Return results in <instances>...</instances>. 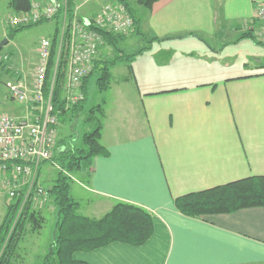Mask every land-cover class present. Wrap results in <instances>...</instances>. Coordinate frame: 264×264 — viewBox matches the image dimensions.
Listing matches in <instances>:
<instances>
[{
    "label": "crops",
    "instance_id": "0c3cea01",
    "mask_svg": "<svg viewBox=\"0 0 264 264\" xmlns=\"http://www.w3.org/2000/svg\"><path fill=\"white\" fill-rule=\"evenodd\" d=\"M259 2L264 0H157L149 13L141 14L136 34L150 42L129 65L121 64L124 77L119 86L129 93L128 101L117 99L119 107L112 119L106 100L100 101V143L107 155L83 165L82 178L70 196L78 204V213L93 219L117 202L140 206L152 215L153 233L143 245L111 243L76 252L75 260L87 264H264V208L190 218L173 204L188 193L264 176V45L258 39ZM106 4L84 14L92 15ZM233 34L235 41L226 40ZM205 37L222 41L208 45ZM233 42L250 50L233 67L222 69L182 57L185 53L198 56L204 50L218 58L226 44ZM20 61L5 69L13 80L30 72L27 61L18 70ZM132 112L141 121L134 127ZM4 197L0 182L1 220L7 203ZM52 208L47 199L38 206L44 222L45 210Z\"/></svg>",
    "mask_w": 264,
    "mask_h": 264
},
{
    "label": "trees",
    "instance_id": "16d2710c",
    "mask_svg": "<svg viewBox=\"0 0 264 264\" xmlns=\"http://www.w3.org/2000/svg\"><path fill=\"white\" fill-rule=\"evenodd\" d=\"M32 1L34 0H9L7 6L13 15L28 13ZM116 1L125 7L132 18L134 23L132 33L136 34L142 22L141 14L149 13L151 6L157 0ZM62 12L63 9L60 8L58 14L56 13L52 19L58 21ZM67 12L70 18L72 2H67ZM51 20L11 26L6 30V38L9 42L17 33ZM58 33L59 28L51 40L49 65L53 62L54 51L58 44ZM101 36L104 46L114 48V54L109 58H102L99 55L94 61L91 72L82 82V98L76 104L66 108L60 85L55 83L53 88L51 103L58 123L70 121L82 115V122L87 130L81 137L79 147L67 149L62 140L58 141L57 150L50 159L56 165L58 164L53 185L48 190V195L57 211V219L54 225L53 240L45 255L36 258V264H87L75 260L73 255L79 251H92L111 243L140 246L145 244L153 233L152 215L140 206L117 202L102 217L93 219L80 215L78 204L70 196L71 175L81 172L83 165L89 163L94 157L107 155V151L100 143L103 111L100 103L88 105L89 83L96 74V91L103 93L109 87L110 70L117 65H129L135 57V54L128 55L117 47L118 41L125 39V35L101 33ZM6 59H8L7 56ZM173 204L180 214L190 218L231 214L249 208H264V176H251L188 193L175 198ZM5 208L0 223V264H13L23 237L40 230L44 225V218L37 211L38 206L37 208L32 207L29 200L22 205V197L7 203Z\"/></svg>",
    "mask_w": 264,
    "mask_h": 264
},
{
    "label": "built area",
    "instance_id": "2783aa9c",
    "mask_svg": "<svg viewBox=\"0 0 264 264\" xmlns=\"http://www.w3.org/2000/svg\"><path fill=\"white\" fill-rule=\"evenodd\" d=\"M54 1L56 5L50 0L44 5L31 3L28 13L15 14L9 21L10 26H19L51 20L63 9L58 19L54 68L49 65L51 41L43 39L30 80L15 78L7 86L11 98L25 105L24 117L0 115V182L7 198L22 197V205L29 200L32 207L41 205L48 195L38 183L39 170L57 148L58 119L51 103L55 83L61 87L64 106L76 104L82 98L83 79L91 72L104 46L101 33L127 35L134 26L127 10L118 2L103 5L88 17H79L81 5L91 0H69L72 2L69 18L68 1ZM256 18L261 24L258 39L264 45V2L257 3ZM49 71L52 73L47 80Z\"/></svg>",
    "mask_w": 264,
    "mask_h": 264
},
{
    "label": "rangeland",
    "instance_id": "374dc122",
    "mask_svg": "<svg viewBox=\"0 0 264 264\" xmlns=\"http://www.w3.org/2000/svg\"><path fill=\"white\" fill-rule=\"evenodd\" d=\"M8 1L9 0H0V42L6 38L5 36L7 32L6 30L11 27L9 21L13 16V13L7 6ZM56 1L61 3L64 2L63 0H56ZM67 1L70 2L69 0ZM110 1L111 0H91L86 4H82L78 10L79 17L90 16V14L86 15L84 13L85 12L89 13L90 10L91 11L93 10V7L95 6L100 7L102 4H106ZM129 1L133 2L134 0H129ZM35 2L40 5H44L45 3L48 2V0L32 1V3ZM58 28L60 29V21L59 20L56 21L55 19H52L47 23H43L17 33L12 39H10L8 44H6L1 48L2 50L0 49L1 50L0 51V115L9 114L14 117H22V118L24 117V112H23L24 106L16 102L14 99H12L8 93L7 86L9 83L13 81V78L11 77V75L5 74V69L8 70L11 68L10 65L11 62L14 63L15 61L21 60L19 63L20 67L18 69L21 70L23 69V62L27 61V63H29L28 66L31 69L29 70L30 72L28 74L24 73L22 77H25L27 78V80H30L31 72L34 68L36 55L41 40L47 39L51 41ZM132 31L125 36L130 35ZM225 38L226 40L233 39L235 41L234 34ZM147 40L146 38L144 39L142 34L140 35L132 34L131 36L118 41L117 47L128 55L137 54V52L140 51L142 48L148 47L150 40L149 39ZM215 40L222 41L221 37L204 38L205 44L208 45H211ZM249 51L250 50L247 48L245 44L243 43L238 44L236 42H233L232 44H226V46L223 49L222 56L218 58H216L212 54L207 53V51L204 50L201 51V54H204L202 59L198 58V56L201 55L200 53L198 54V56H196V54L186 55L185 53L183 54L182 57H187V59H189L190 61L192 62L195 61V63L198 64L209 63L210 66L214 67L218 65L219 67L224 69L225 67H233L234 65H239L238 57L245 55ZM34 52H35V57L32 60ZM113 54H114L113 47L104 46L102 47L99 55L102 58H109ZM9 55L12 57L9 58ZM6 56L8 57V59L5 60ZM55 56H56V49L54 51V58L52 59L53 62H51L52 64H54ZM62 59L63 58H60V61H62ZM159 66H160L159 68H162V64H160ZM50 67L51 69L54 68L53 65H50ZM48 73L49 76H47V80H50L51 77L50 75L52 71H49ZM111 73H112V79L109 82V87L103 93H98L96 91L95 80L97 78V75L95 74L92 77L88 88L89 89L88 105L98 104L100 103L101 99H105L107 113H109V116L112 119L115 114L114 110L119 107L117 99L121 100L122 98L123 100L124 98L125 101L127 102L128 101L127 99L129 98L128 95L129 93L123 91V89L119 86L120 81H122V78L124 77V65H117V67L114 68V70H112ZM129 102H133V100L130 98ZM124 107L127 108L128 106L124 105ZM82 121H83V116L81 115L70 121L58 123V127H57L58 140H62L64 146L67 149L79 147L81 145V137L83 133L87 130L84 127ZM130 121L133 127L136 126L137 123L141 122L139 115L136 116L134 112L131 113ZM57 170H58V164L56 166L53 161L45 162L40 167L38 182L40 186L46 191V193H48L49 188H51V186L53 185V181L56 177ZM81 178H82V174L79 175V172L71 175L69 180L70 193H72V190L74 192V189L75 187L78 186L79 184L78 181H80ZM4 195H5V189H4ZM4 199H5L4 201H7V203L16 200V198L9 199L6 197V195ZM46 199H47V205L53 207L52 210L49 211L45 210L44 212L45 222L43 227L40 230H38V232L28 233L26 236L23 237L21 243H19V248H18V255L20 257L16 262H13V264H36V258L45 255V253L47 252L48 246L53 240L54 225L57 219V211L54 208L49 195H46L45 200ZM7 203L5 204V207L7 206ZM5 207L3 206V212H2L3 216L6 209ZM1 218L2 217L0 213V220Z\"/></svg>",
    "mask_w": 264,
    "mask_h": 264
},
{
    "label": "water",
    "instance_id": "95a60500",
    "mask_svg": "<svg viewBox=\"0 0 264 264\" xmlns=\"http://www.w3.org/2000/svg\"><path fill=\"white\" fill-rule=\"evenodd\" d=\"M50 1H52V3L56 5V3H55L54 0H50ZM7 42H8V39H7V38L3 39V40L0 42V49H1L3 46H5V45L7 44Z\"/></svg>",
    "mask_w": 264,
    "mask_h": 264
}]
</instances>
